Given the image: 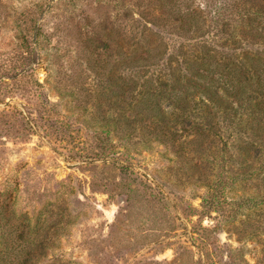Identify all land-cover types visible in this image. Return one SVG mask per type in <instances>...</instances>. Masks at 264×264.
<instances>
[{
    "label": "rangeland",
    "instance_id": "rangeland-1",
    "mask_svg": "<svg viewBox=\"0 0 264 264\" xmlns=\"http://www.w3.org/2000/svg\"><path fill=\"white\" fill-rule=\"evenodd\" d=\"M114 5L0 0V264H264V122L193 139L141 116L143 78L94 33L125 43Z\"/></svg>",
    "mask_w": 264,
    "mask_h": 264
},
{
    "label": "trees",
    "instance_id": "trees-1",
    "mask_svg": "<svg viewBox=\"0 0 264 264\" xmlns=\"http://www.w3.org/2000/svg\"><path fill=\"white\" fill-rule=\"evenodd\" d=\"M112 1L131 26L125 43L119 32L116 38L106 29L94 33L107 49L112 46L116 69L131 71L130 92L137 90L134 73L143 78L141 116L148 110L155 113L150 123L162 124L171 110L177 136L193 139L219 138L223 125L243 117L264 122V0ZM41 6H24L32 16L24 25L36 23L33 8ZM174 34L171 49L167 36Z\"/></svg>",
    "mask_w": 264,
    "mask_h": 264
}]
</instances>
